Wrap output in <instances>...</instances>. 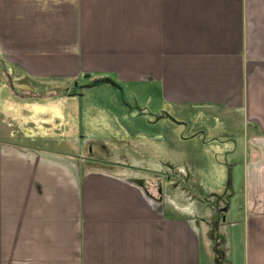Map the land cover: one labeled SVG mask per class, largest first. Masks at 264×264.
Returning <instances> with one entry per match:
<instances>
[{
    "label": "crops",
    "instance_id": "obj_1",
    "mask_svg": "<svg viewBox=\"0 0 264 264\" xmlns=\"http://www.w3.org/2000/svg\"><path fill=\"white\" fill-rule=\"evenodd\" d=\"M0 264H264V0H0Z\"/></svg>",
    "mask_w": 264,
    "mask_h": 264
},
{
    "label": "rangeland",
    "instance_id": "obj_2",
    "mask_svg": "<svg viewBox=\"0 0 264 264\" xmlns=\"http://www.w3.org/2000/svg\"><path fill=\"white\" fill-rule=\"evenodd\" d=\"M80 90L83 92L82 95L80 96L82 98V102L83 103L93 102L94 104H97L98 106H101L102 104L110 106L113 103L114 99H115V96L113 95L112 88L110 87V85L109 86L106 85V84L104 85V83L103 84H101L100 82L94 83L92 86H89L87 88H81ZM132 90H133V88L129 87V88L125 89V92L127 94L130 91H132ZM128 96L129 95L127 94L126 98L130 101L132 99V96H129V97ZM124 144L127 145L129 143L127 141ZM204 144H205V149L204 150H205V152L207 154H205V156L203 155V159L201 161L202 162L201 164H203L202 165L203 169H204L203 172H206V170H207V172L209 170V172L207 173L208 175L205 177L206 178V183L203 186L205 188H207L208 186H210V187L213 186V188L216 189V190L221 189L222 192L219 195L218 201L220 202V205L222 206L221 210L223 211L224 216H225V214H229V216L230 215L231 216H239L242 213V207L244 205V193H243L244 171H243V168H241L239 166L237 168V171L235 172V178H234L233 184L230 185V186L229 185L225 186V183H226V178H224L225 175L222 172L219 173V166L217 167V164H212V165L210 164L209 158L212 157L215 162H216V158H215L214 154L211 152L212 149H208L206 143H204ZM185 145L186 144H183L182 146H185ZM130 146H133L134 149L139 147L141 150H143L142 147L145 146L147 150L144 149V151L146 153H149V154H152V155L156 154L155 157H159V156L162 155L163 147L161 146L162 149H160L158 144L153 145V146L151 144V146H149V145H144L142 142L133 141V142L130 143ZM165 153H167V150H165ZM179 155L183 156V154L181 152L179 153ZM226 158L224 156L221 157V160H222V162L224 163V166H225V167H223V169L226 168L228 170L230 168H233L234 165H233V162H231L232 157H226ZM193 160L194 159L187 158V161H188L189 164H192ZM213 166L215 167L214 168L215 173H211L210 172L211 169L213 168ZM201 172H202V170H199V173H201ZM201 177L204 178V174H202ZM210 179L214 180V181L213 182H208ZM218 182H221V184H219ZM208 183H210V184H208ZM192 192L195 195L199 193L197 191V189L192 190ZM174 197H175V199L179 200L178 199L179 197H177L175 194H174ZM228 208L231 209V210L228 211L227 210ZM218 230L220 232V235L224 236V232L227 229L218 228Z\"/></svg>",
    "mask_w": 264,
    "mask_h": 264
}]
</instances>
